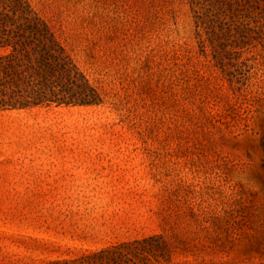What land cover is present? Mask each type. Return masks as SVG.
Segmentation results:
<instances>
[{
	"label": "rangeland",
	"instance_id": "1",
	"mask_svg": "<svg viewBox=\"0 0 264 264\" xmlns=\"http://www.w3.org/2000/svg\"><path fill=\"white\" fill-rule=\"evenodd\" d=\"M29 1L102 102L0 111V264H264V0Z\"/></svg>",
	"mask_w": 264,
	"mask_h": 264
},
{
	"label": "trees",
	"instance_id": "2",
	"mask_svg": "<svg viewBox=\"0 0 264 264\" xmlns=\"http://www.w3.org/2000/svg\"><path fill=\"white\" fill-rule=\"evenodd\" d=\"M101 102L48 19L29 0H0V111ZM102 255L48 264H111Z\"/></svg>",
	"mask_w": 264,
	"mask_h": 264
}]
</instances>
